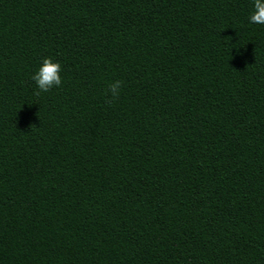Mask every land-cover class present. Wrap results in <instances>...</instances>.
<instances>
[{
	"label": "trees",
	"instance_id": "trees-1",
	"mask_svg": "<svg viewBox=\"0 0 264 264\" xmlns=\"http://www.w3.org/2000/svg\"><path fill=\"white\" fill-rule=\"evenodd\" d=\"M253 3L0 0V264H264Z\"/></svg>",
	"mask_w": 264,
	"mask_h": 264
},
{
	"label": "clouds",
	"instance_id": "clouds-1",
	"mask_svg": "<svg viewBox=\"0 0 264 264\" xmlns=\"http://www.w3.org/2000/svg\"><path fill=\"white\" fill-rule=\"evenodd\" d=\"M250 23L264 24V0H254L253 11L249 17ZM61 65L59 62H53L49 57L43 59L38 71L32 76L40 91L48 92L54 86H60L62 83ZM122 81L116 80L109 86V91L113 99L119 96ZM37 96L40 92L35 93Z\"/></svg>",
	"mask_w": 264,
	"mask_h": 264
}]
</instances>
